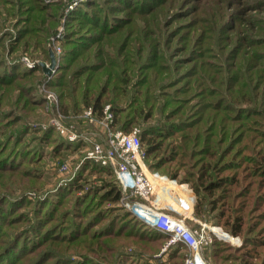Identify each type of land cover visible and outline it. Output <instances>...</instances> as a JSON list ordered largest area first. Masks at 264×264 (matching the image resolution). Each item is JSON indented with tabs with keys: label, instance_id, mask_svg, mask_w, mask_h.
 Masks as SVG:
<instances>
[{
	"label": "trees",
	"instance_id": "trees-1",
	"mask_svg": "<svg viewBox=\"0 0 264 264\" xmlns=\"http://www.w3.org/2000/svg\"><path fill=\"white\" fill-rule=\"evenodd\" d=\"M260 1V5L244 7L246 13L250 9L264 12V0ZM133 2L135 0H85L68 16L61 12L65 4L59 3L54 10L60 13L51 19L48 18L51 5L43 0H0V14L20 19L12 22L18 32L13 40L15 48L43 62L50 59L49 46L57 34L59 17L66 16V28L59 38L64 51L63 62L58 77L49 82V87L59 93L61 111L69 115L92 108L96 115H101L104 106L110 104L115 117L114 128L125 132L135 127L140 129L149 169L189 183L196 195L195 216L222 227L243 241L240 247L214 237L204 249L205 256L213 264H264V92H259V81L264 83V65L258 62V54H254L257 50H252L253 47L264 50V26H258L263 39L252 42L251 50L237 52L236 57H248L253 63L246 72L238 73L236 61L223 65L222 54L212 56L214 62L205 59L216 53L210 49H216L218 42L217 35L213 34L216 30H211L208 22L203 24L195 20L188 29L164 30L165 21L172 25L180 19L177 16L170 22L169 8H161L165 1L153 4L149 9H138ZM238 3L245 5L243 0ZM123 6L125 9H121ZM116 11H126L125 16L109 15ZM188 16L190 13L184 15ZM238 27L234 23L230 27L231 33L238 32ZM181 30L185 31L183 36ZM193 33L199 38L197 46H202V41L207 42L209 38L213 45L202 48L204 51L198 59L189 58L172 65L171 61L176 62L181 52L190 51L188 46ZM9 34L3 33L0 42ZM180 41L185 44L178 50L174 45ZM162 45L165 47L160 50ZM220 48L224 50L229 46ZM228 53L224 52V55L230 56ZM166 55L172 59L168 66L164 64ZM14 66L5 62L3 66L0 64V70L3 68L7 74ZM20 72L22 75L17 76H22L21 81L36 77L38 82L41 79L38 73L44 77L40 65ZM13 79L14 76L10 79L0 76V104L10 100L8 107L13 110H5L10 111L6 117L14 115L15 119L9 126L36 118L35 105H41L30 94L32 90L30 93L29 88L23 90L28 84H14ZM15 86L18 92L22 90L21 94L11 93ZM242 104H247L248 108L239 111L238 106ZM92 124L83 118L78 121L80 128L91 132ZM20 130L24 133L22 127H15L11 132L2 131L1 127L0 136L6 133L10 141L15 133L21 136ZM101 130L103 137L93 139L105 142L106 135ZM39 131L42 134L36 140L53 142V153L57 156L65 157L67 152L80 151L83 157L82 149L92 144L69 142L53 128L39 127ZM6 148L0 147L1 159L6 157ZM1 162H7V157ZM79 168L73 180L75 187L71 189L74 194L59 192L64 187L59 185L57 192L52 190L45 199L35 202L39 207L35 206L31 211L38 213L37 218H30L29 226L11 235L0 255L14 251L21 244L22 253L17 258L36 254L37 260L33 258L31 262L35 261L34 264L40 259H53L54 264H84L82 261L85 258L93 260L94 254L105 260L107 255L118 256L120 253L116 251L122 249L116 263L123 264L122 260L131 255L124 248L133 244L150 251V255L162 249L167 235L150 230L125 208L119 205L116 208L121 187L113 167L84 160ZM85 171L103 175L102 182L97 186L84 182ZM36 177L32 176L39 180ZM1 183H4L0 181L4 191L13 185L8 181L7 186ZM2 202L0 199V207ZM106 202L113 208L105 206ZM108 209L115 211H111L113 214L109 217L105 213ZM213 230L221 232L218 227ZM55 248L67 252H56L61 255L57 258L50 253ZM165 254L171 259H180L176 263L180 264L184 262L186 251L181 246H173ZM38 255L43 257L39 259Z\"/></svg>",
	"mask_w": 264,
	"mask_h": 264
},
{
	"label": "rangeland",
	"instance_id": "rangeland-1",
	"mask_svg": "<svg viewBox=\"0 0 264 264\" xmlns=\"http://www.w3.org/2000/svg\"><path fill=\"white\" fill-rule=\"evenodd\" d=\"M46 4H50V10L48 11V18H53L54 14H58L57 11L54 10L55 6L59 3L65 4L64 9L62 8L61 12H64L66 16H68L72 11L76 9V7L85 0H43ZM103 1V0H102ZM160 1H165L164 5L161 8H169L168 13H170V22H172V19L174 17H179L180 19H177L172 22V25H167L166 21L163 23L164 30H179L182 27L185 29H188L189 25L195 21L199 20L203 22V24H207L208 27L213 30L215 28L216 31L213 32V34L217 35L216 41V49L211 48L210 50H213L214 55H207L205 59L210 58V62H214L212 59V56H216L222 54V62L223 65L225 64H233L235 61L238 64L239 72H246L248 69L247 67L252 65L253 63L249 60L248 57L241 58L236 57L237 52L241 49H244L246 51L251 50L252 42L259 41L263 39V33L261 30L258 29V26H264V12L258 13L256 11H253L250 9L248 13L244 10L248 8V6L253 7V4H261L262 1L258 0H243V3L245 5H242L239 2V0H140V4L138 3L139 0H135L133 2L138 9H149L153 4H157ZM192 1V2H189ZM233 5H229V2ZM189 3V4H188ZM105 5V4H104ZM121 9H125V6H123ZM104 13H108L104 10ZM103 13V14H104ZM126 11L124 12H109L110 16H125ZM167 13V14H168ZM190 16L184 17V15L189 14ZM183 15V16H182ZM60 15L59 19L60 22H57L56 29L57 34L52 37L51 43L49 46V52L50 49L53 50L55 57H56V64L55 67L52 69L51 75H46L44 72V69L42 67V63H45L46 65L50 64L51 58L43 62L42 60H36V58H32V56L29 53H21V51H18V49L15 48L14 43V37L18 35L17 29L13 28L14 25L12 22L20 20L18 17H11V16H2V13L0 14V38H2L3 33L10 32V34L4 38V41L0 42V64L2 66L5 64L8 66H13L11 69L5 73L6 70H0V76H4V79L11 78L14 76V84L23 83L24 86H27V88H24L23 90L29 88V93L32 94L35 97V101L40 103L41 105H35L36 106V118H30V121H22L16 123L15 125H10L9 123L15 120L13 116L6 117L9 115V112L5 110H13L8 107V104L11 103L10 100L8 102H4L0 104V129L2 127V131H9L11 132L15 127H22L24 130V133L20 130V135L18 133H15V136L10 138V141L7 140V134L4 133V136H0V147L7 146L5 150V155L7 157V162H1L4 158H0V181H2L4 184L3 186H7V181L9 183L12 182V186L9 188V190H3L2 187H0V199L4 203L2 207H0V214L3 212V215L0 216V251L5 247V245L11 240L10 236L12 234H16L17 232L22 231L23 228L29 226V220L30 218L34 219L37 218V212L31 211L32 208L39 207L36 205L35 202L38 200L45 199V196L48 195V193L52 190L54 192H57V187L59 185L64 186L60 189L59 192H72V188L75 187V184L73 180H75L76 175L78 171L80 170V166L83 163V157H81L80 151L75 152H67L65 153V157L63 155H55L54 152V143L53 142H39V140H36V138H40L39 136L42 134V131H39V126L48 120L49 117L53 116L56 109H60V96L57 90L49 87V82L51 79L55 80L59 75V66L63 62L62 54L64 53L62 45L60 43V39L63 35V32L66 28V22L67 17ZM182 16V17H181ZM7 18V20L5 19ZM260 20V21H258ZM263 21V22H262ZM236 24L238 27V32H235V34L231 33L230 27L233 24ZM25 26L22 25V27ZM257 29H255V28ZM184 29V30H185ZM7 30V31H6ZM163 30V31H164ZM183 30V29H182ZM181 30V36H183L185 31ZM166 32V31H165ZM205 32V30H204ZM208 34H210V31H207ZM194 34V33H193ZM197 33L192 35L190 41H189V49L190 51H183L178 56V58L175 60L176 62L171 61L170 55H166V58H164V64L166 66L170 65V61L173 64L179 62V61H185L189 58H199V55L203 53L201 49L207 48L208 44L210 46L213 45L212 38L207 39L206 41H202V46H197V43L199 42V38L195 37ZM204 33H198V35H203ZM205 35V34H204ZM203 38V37H202ZM231 38L232 41L229 39ZM220 42V43H219ZM249 42V43H247ZM185 44L184 41H180L175 43V47L178 48V50L182 49V46ZM233 44V45H232ZM215 45V46H216ZM229 46V48L221 50L220 46ZM165 45H162L160 47V50L164 49ZM262 48V47H261ZM173 50V49H172ZM171 50V51H172ZM207 50V49H206ZM252 50H257L254 52L255 55L258 54V62L262 65H264V50L253 47ZM224 52H229L230 56L224 55ZM170 54V52H168ZM238 55V54H237ZM22 56V57H19ZM211 56V57H209ZM20 58V59H19ZM230 58V61L228 59ZM5 61V62H4ZM16 62V63H15ZM19 62H21V66H19ZM183 62V63H185ZM232 62V63H229ZM194 64V63H192ZM37 65H40L43 69V76H40V73L37 74L38 77L41 79L36 80L35 79H24L21 81L22 75L20 74V70H24L26 68H37ZM183 65V64H182ZM219 65V64H218ZM17 66V67H16ZM25 66V67H24ZM193 66V65H191ZM262 71V68L260 69V72ZM20 72V73H19ZM5 74V75H4ZM16 75V76H15ZM35 76V75H34ZM42 81V82H41ZM263 81H259L260 85V91L264 92V83ZM37 88V92H36ZM34 89V90H33ZM13 94H21L22 90L18 92V88L15 86L13 89ZM31 98V95H30ZM12 99V97H10ZM261 102V100H260ZM264 104V103H263ZM260 106V104H259ZM239 111H244L248 108L247 104H242L238 106ZM16 110V109H15ZM61 110V109H60ZM18 114V113H17ZM16 114V115H17ZM13 118V119H12ZM42 119V121L40 120ZM79 120H74L73 123L76 126V129L80 132H83V134H87L91 136V138L96 139L98 136L101 138L103 137L102 130L99 127L98 124L94 123L92 124L91 131H88L86 128H80L78 126ZM24 124V125H22ZM12 127V128H11ZM10 128V129H9ZM11 136V133H10ZM24 136V137H23ZM23 137V138H22ZM21 138V140L18 142L17 140ZM93 139V140H94ZM16 140V141H15ZM9 141V142H8ZM8 144V145H7ZM85 154V150L82 149ZM34 157V159H33ZM9 158V159H8ZM67 163L68 167L67 169H61V166L63 163ZM5 164L4 167H1ZM13 168V169H11ZM79 168V169H78ZM12 171H10V170ZM29 174V177H24V175ZM86 178H83L84 182L91 184L92 186H97L100 182H102L101 178H103V175H98L97 173H87L84 172V175ZM33 175H37V179L34 180L32 178ZM40 177V178H39ZM7 180V181H6ZM71 181L73 182L72 184ZM70 184L68 187L66 185ZM1 186V185H0ZM86 186V185H85ZM8 189V188H7ZM59 190V189H58ZM7 194V195H6ZM44 195V197H43ZM73 195H69L68 197H71ZM69 200V199H68ZM15 201V202H13ZM8 202H13L11 204H7ZM18 203V204H17ZM123 207L120 202L116 204V208H119V206ZM104 206V204H103ZM105 206H110V208H113V205L109 204L108 202L105 203ZM62 207H65L64 205ZM115 212L114 210H106L105 213H108V217L111 216ZM33 212V213H32ZM5 215V216H4ZM6 222H4V219ZM70 218V217H68ZM68 220V219H67ZM210 224V223H209ZM212 225V224H210ZM218 227V226H217ZM92 228H96V226H92ZM220 228V227H219ZM2 233V235H1ZM118 243L119 240L115 239ZM230 242V241H229ZM228 243V241H227ZM64 245V244H63ZM242 246V245H241ZM240 246V247H241ZM142 247V246H141ZM44 248H47L44 246ZM53 248V247H52ZM163 248V247H162ZM127 249V252L129 251L131 255H129L128 258L123 259V264H176L180 261V259H171L169 255H166L164 251L157 250L154 253V255H150L151 252L148 250H143L140 247H137L135 244L133 246L124 248ZM62 250L61 248H55L50 253L53 256H56L57 258H60L61 255H58L56 252H59ZM70 250V249H69ZM68 250V251H69ZM63 252H67L62 250ZM121 250H117L116 252H120ZM48 252V249H47ZM70 252V251H69ZM233 254V251H231ZM22 253V247L21 244H19L14 251H10L6 254L0 255V264H34L37 260L36 254L33 255H26L25 258H17ZM91 254V253H89ZM114 254V253H111ZM119 254V255H120ZM118 255V256H119ZM135 255V256H134ZM93 256V255H92ZM118 256L115 255H107L106 259L103 260L100 258V255L94 254V259H84L82 262L84 264H117L116 261L118 260ZM134 256V257H133ZM43 257L41 255L38 258L40 259ZM35 261L32 262V259ZM68 260L67 258H65ZM55 260L49 259H40V262L38 264H54ZM69 264V263H66Z\"/></svg>",
	"mask_w": 264,
	"mask_h": 264
},
{
	"label": "built area",
	"instance_id": "built-area-1",
	"mask_svg": "<svg viewBox=\"0 0 264 264\" xmlns=\"http://www.w3.org/2000/svg\"><path fill=\"white\" fill-rule=\"evenodd\" d=\"M81 118L98 124L105 132V142L95 141L78 131L73 121ZM114 119L110 104L104 106L101 115H96L92 108L69 115L56 109L54 115L39 127L44 130L53 128L69 142L92 143L86 147L83 160L113 167L121 187L120 204L147 228L168 236L162 251L181 246L186 255L180 264H213L205 256L204 249L214 237L220 236L199 220L195 221L197 226L187 221L190 216L187 210L184 211L187 206L171 189V184L178 185V181L150 170L145 162L140 129L135 127L130 132L116 129ZM67 167L65 162L61 169ZM233 237L238 238L236 242L229 240L233 245H242L240 237Z\"/></svg>",
	"mask_w": 264,
	"mask_h": 264
},
{
	"label": "crops",
	"instance_id": "crops-1",
	"mask_svg": "<svg viewBox=\"0 0 264 264\" xmlns=\"http://www.w3.org/2000/svg\"><path fill=\"white\" fill-rule=\"evenodd\" d=\"M171 189L176 194V196L181 199V202H184V204L187 206L186 209L184 208V211L187 210L189 212L190 216H189V218H187V221L190 224H192L194 226H197V223H195V221L199 220L201 223L206 224L208 227L211 226L210 224H208L206 222H203L202 220H200L198 217L195 216V214H194V206H195V203H196V195H195L192 187L189 185V183H187V182H179L178 181V185L171 184ZM163 194L165 196H167V193H163ZM173 213H175V211H173ZM212 226H216V225H212ZM218 227H220V226H218ZM220 228L223 230L222 227H220ZM220 239H223V240L229 242V240L227 238H225V237H221L220 236ZM242 245H243V241H242ZM236 246H238V245H236ZM239 246H241V245H239Z\"/></svg>",
	"mask_w": 264,
	"mask_h": 264
},
{
	"label": "water",
	"instance_id": "water-1",
	"mask_svg": "<svg viewBox=\"0 0 264 264\" xmlns=\"http://www.w3.org/2000/svg\"><path fill=\"white\" fill-rule=\"evenodd\" d=\"M50 58H51V61L49 65H46L45 63L41 64L46 75L52 74V69L55 67V64H56V57L52 49H50Z\"/></svg>",
	"mask_w": 264,
	"mask_h": 264
},
{
	"label": "bare ground",
	"instance_id": "bare-ground-1",
	"mask_svg": "<svg viewBox=\"0 0 264 264\" xmlns=\"http://www.w3.org/2000/svg\"><path fill=\"white\" fill-rule=\"evenodd\" d=\"M214 227H217V226H210V229L213 230ZM219 228V227H218ZM221 230V232H217L216 230H213L216 234H218L219 236L221 237H225L227 238L228 240H231L232 242H236L238 241V238H235L233 236H231L229 233L223 231L221 228H219Z\"/></svg>",
	"mask_w": 264,
	"mask_h": 264
}]
</instances>
